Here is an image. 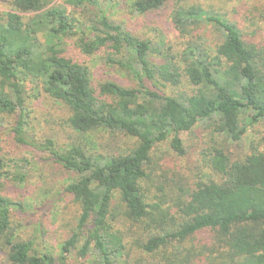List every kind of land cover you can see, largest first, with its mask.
Listing matches in <instances>:
<instances>
[{"label":"trees","instance_id":"16d2710c","mask_svg":"<svg viewBox=\"0 0 264 264\" xmlns=\"http://www.w3.org/2000/svg\"><path fill=\"white\" fill-rule=\"evenodd\" d=\"M0 1V255L9 264H264V143L243 158L229 150L264 125L263 43L188 0L124 1L134 16L170 9L168 33L152 38L112 20L113 0ZM93 58L136 86L95 82ZM34 89L66 107L75 134L40 145L70 176L53 195L28 191V174L2 146L7 130L31 145ZM195 127L209 132L201 154L212 177L190 183L157 153L167 144L184 157L181 135ZM95 133L132 146L104 151L88 139ZM65 197L76 221L53 234L44 217Z\"/></svg>","mask_w":264,"mask_h":264},{"label":"rangeland","instance_id":"374dc122","mask_svg":"<svg viewBox=\"0 0 264 264\" xmlns=\"http://www.w3.org/2000/svg\"><path fill=\"white\" fill-rule=\"evenodd\" d=\"M53 3H59L61 0H52ZM113 7H110L111 19L115 22H124V24L137 35H146L154 37L157 31L153 29L161 28L163 32L168 33L170 28L168 10H160L154 14L145 16H134L129 12L125 0H113ZM199 2L205 9H211L224 15L228 20L235 23L243 34L246 41H253L264 44V0H188ZM8 7L0 1V11H6ZM208 38H215L214 34H206ZM170 38L173 35L169 34ZM88 66L94 73L95 82H102L105 77L112 78L128 87H135V83L122 72L115 68H109L103 65L98 58L88 59ZM32 97L26 101L28 128L26 130V139L31 145L17 144L8 130L2 135V146L5 157H14L23 166V170L30 178V187L28 191L34 190V195L40 192H47L53 195L61 192L62 184L66 183L70 177L57 165L48 159V154L40 150L45 140L53 141L57 146H64L71 142L75 134L67 126L66 119L68 110L66 107L54 99L34 89L31 91ZM12 124V122H11ZM11 124L6 128H11ZM97 142L100 149L105 151L126 152L132 146V140L122 135H108L107 133H95L88 138ZM181 139L186 148V155L177 158L168 148L167 144L159 147V152L163 156V161L168 164H177L178 171L183 173L192 183L195 178L201 174L212 177L205 167V159L202 152L206 151L212 143L208 130L201 127H195L191 132L183 133ZM264 143V125L257 124L250 128L238 145H230L229 150L233 158H243L252 152V147ZM19 194L16 189L8 191L9 196ZM57 196H54V199ZM52 208L57 210L53 214H47L45 227L51 233L58 230V226L75 224L76 212L71 203V199L64 198L62 201L56 200ZM51 211V210H50ZM28 220L22 221L21 225L25 228ZM0 264H9L2 255H0Z\"/></svg>","mask_w":264,"mask_h":264}]
</instances>
